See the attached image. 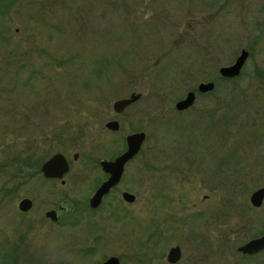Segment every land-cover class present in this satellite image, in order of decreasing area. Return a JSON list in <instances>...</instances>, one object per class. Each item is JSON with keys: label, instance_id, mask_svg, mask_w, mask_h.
Masks as SVG:
<instances>
[{"label": "rangeland", "instance_id": "rangeland-1", "mask_svg": "<svg viewBox=\"0 0 264 264\" xmlns=\"http://www.w3.org/2000/svg\"><path fill=\"white\" fill-rule=\"evenodd\" d=\"M240 50L239 74L224 81L218 70ZM188 92L192 104L177 112ZM130 94L115 114L112 102ZM136 132L145 138L116 189L84 207L96 167ZM30 153L42 163L62 154L64 185L13 178L5 164ZM258 188L264 0H0V253L16 248V264H169L178 247L174 264H264V251L236 250L264 234V196L258 208L248 201Z\"/></svg>", "mask_w": 264, "mask_h": 264}, {"label": "water", "instance_id": "water-1", "mask_svg": "<svg viewBox=\"0 0 264 264\" xmlns=\"http://www.w3.org/2000/svg\"><path fill=\"white\" fill-rule=\"evenodd\" d=\"M246 57L247 52L245 50H240L239 55L230 66L222 67L218 70L219 76L228 79L235 78L239 74ZM212 88L213 84L211 82L201 83L197 85L196 91L198 93H205L211 91ZM137 98V95L130 94L128 98L113 101L111 108L115 114H119L131 103L136 101ZM193 99L194 94L192 92H188L181 101L175 103V110L181 111L187 109L192 104ZM104 128L110 131H116L118 129V123L115 120H110L104 124ZM144 138L145 135L143 132H136L126 135L124 138L125 150L112 161H102L100 163L101 170L104 173L108 174L109 177L100 184V186L90 197L89 205L91 207H96L100 203L101 198L119 181V178L123 172L124 165L139 151ZM74 157H76V154H74ZM67 169L68 166L66 160L62 155L57 153L44 161L39 168L41 175L44 178L49 179L61 178L66 173ZM263 196L264 188L256 189L250 194L248 198L249 204L254 208L259 207L261 205ZM121 197L122 200L127 203H131L134 200V196L128 192H122ZM30 208L31 201L27 198L20 199L17 203V210L20 212L24 213ZM44 215L45 217L50 218L52 221L55 220V214L53 211H48ZM262 248H264V234L256 239L247 241L245 244L238 247L237 251L243 255H249ZM179 257V248L171 247L167 251L166 262L169 264H174L178 261ZM100 264H119V261L116 257L111 256L105 259Z\"/></svg>", "mask_w": 264, "mask_h": 264}, {"label": "trees", "instance_id": "trees-1", "mask_svg": "<svg viewBox=\"0 0 264 264\" xmlns=\"http://www.w3.org/2000/svg\"><path fill=\"white\" fill-rule=\"evenodd\" d=\"M221 78L224 81L232 79V78L228 79L224 77ZM42 160H43L42 158H35L33 153L25 155L24 158L15 155L12 161L5 164V167L7 166L12 167L16 170V172L11 175L13 178L20 177L24 179L26 177L28 179H31L36 177L40 173L39 166L42 163ZM92 163L96 164V161H93ZM20 185L21 183L15 184L14 186H9L8 190H5V192L6 193L16 192ZM15 249L8 247L5 250L4 254L0 253V264H16L13 261V255H14L13 253L15 252Z\"/></svg>", "mask_w": 264, "mask_h": 264}, {"label": "flooded vegetation", "instance_id": "flooded-vegetation-1", "mask_svg": "<svg viewBox=\"0 0 264 264\" xmlns=\"http://www.w3.org/2000/svg\"><path fill=\"white\" fill-rule=\"evenodd\" d=\"M126 109V108H125ZM124 109V110H125ZM182 111V110H181ZM177 112H180V111H177ZM54 154H56V153H54ZM57 154H60V153H57ZM60 155H62V154H60ZM52 156V155H51ZM50 156V157H51ZM63 156V155H62ZM118 156V155H117ZM117 156H115L114 158H116ZM77 157H78V155L76 154V157H74V155H72V157H71V160L72 161H76V159H77ZM63 158L66 160V163H67V166H68V169H67V171H66V173L61 177V178H59V179H49V178H44L43 176H42V178H43V180L45 181V182H53V181H58L59 182V184H60V186H63L64 185V180H63V178L67 175V173H68V171H69V161L63 156ZM114 158H112V160L114 159ZM112 160H106V161H112ZM88 162H90L89 160H88ZM102 162V161H101ZM100 162V163H101ZM100 163H99V165L96 167L98 170H100V172H101V176H102V178L100 179V178H97V179H94L93 180V182L91 183V190H92V193H91V195L86 199V203H85V200L83 201V206L84 207H86V208H88V209H90V210H95V209H97L100 205H101V203H102V200L105 198V196H107L112 190H114V189H116V187L118 186V184L120 183V181L122 180V174H121V176H120V178H119V181L112 187V188H110L109 189V191L101 198V201H100V203L96 206V207H91L90 205H89V200H90V197L93 195V193L95 192V190L100 186V184L102 183V182H104L108 177H109V175L108 174H106V173H104L102 170H101V168H100ZM90 165L91 166H93L94 165V163H90ZM94 166H96V165H94ZM123 173V172H122ZM121 194H122V192L120 193V198H121V200H122V197H121ZM58 207V206H57ZM258 208V207H257ZM57 210H59V211H61L62 210V207L61 206H59L58 207V209ZM48 211H53L54 212V214H55V220L53 221V222H55L56 221V219H57V216H56V211H54V210H48ZM48 211H46V212H48ZM20 212V211H19ZM45 212V213H46ZM23 213V212H22ZM44 213V214H45ZM45 216V215H44ZM47 218V217H46ZM49 220H51L50 218H48ZM52 221V220H51ZM237 250V249H236ZM264 251V248H262V249H260V250H258V251H256V252H253V253H251V254H249L248 255V257L250 256V257H252V256H255V255H257V254H259V253H261V252H263ZM241 254V253H240ZM246 255V254H245ZM104 261V260H103ZM102 261V262H103ZM101 263V262H100ZM99 263V264H100Z\"/></svg>", "mask_w": 264, "mask_h": 264}]
</instances>
